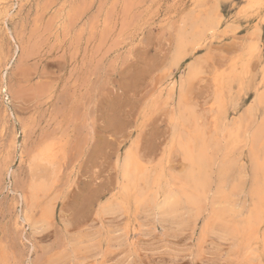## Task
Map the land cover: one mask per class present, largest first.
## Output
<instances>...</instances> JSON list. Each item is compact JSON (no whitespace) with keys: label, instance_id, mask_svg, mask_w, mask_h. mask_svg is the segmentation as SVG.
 Instances as JSON below:
<instances>
[{"label":"rangeland","instance_id":"374dc122","mask_svg":"<svg viewBox=\"0 0 264 264\" xmlns=\"http://www.w3.org/2000/svg\"><path fill=\"white\" fill-rule=\"evenodd\" d=\"M7 1H0L8 12L6 22H0V264H111L115 251L110 250L103 237L108 229H116L118 236L122 232L128 238L124 239L125 243L138 241V213L133 206L127 218L104 217L101 222L96 217L97 207L116 194L120 184L128 182L122 180L119 164L126 148H131L141 166L152 173L150 179L160 170L177 175L186 167L172 141L170 120L175 115L176 97L169 100V90L179 82L189 62L201 61L206 65L199 77L202 82L194 81L187 95L188 104L195 107L196 115L200 113L204 130L212 132L210 136L203 131L206 139H216L218 127L225 119L224 123L230 124L238 134L245 132L250 121L253 88H262L264 0L257 7H251L253 0ZM211 7L221 14L224 24L218 28L220 32L208 36L195 51L191 58L197 57L196 60L188 58L180 68L172 69L170 57L184 19L212 11ZM256 37L258 43L254 42ZM248 46L255 48L251 57L244 53ZM232 65L238 67V78L224 91L221 99L224 103L216 104L212 78L217 73H228ZM212 100L221 106L217 107L218 113ZM240 117L247 121H239ZM257 119L260 113L256 114ZM242 134L239 139L233 136L235 141H228L221 152L212 147L210 154H218L219 162L222 158H233H230L236 163L233 172L244 167L246 178L240 182L247 187L251 170L248 149L239 141ZM51 139L60 143V153L63 152L54 171L56 184L44 194L47 196L40 198L41 207L37 202L31 205L28 163L34 152ZM128 199L132 200L133 196ZM45 202H51L52 212L50 219L42 223L39 216L47 205ZM29 224H34L33 230ZM184 230L171 231L162 247L165 252L146 259L144 264H191L185 246L190 244L191 231ZM153 231L160 234L154 228ZM97 235L103 238L98 251L93 250L96 243L87 241ZM73 239L85 247L76 257L71 255ZM211 241L207 238L204 247ZM212 251L193 264H235V257L226 254V245Z\"/></svg>","mask_w":264,"mask_h":264},{"label":"bare ground","instance_id":"6f19581e","mask_svg":"<svg viewBox=\"0 0 264 264\" xmlns=\"http://www.w3.org/2000/svg\"><path fill=\"white\" fill-rule=\"evenodd\" d=\"M207 2L209 3V1H207ZM260 2H261L260 0H253L251 2V7H253V6L257 7L258 5L261 4ZM7 3H8V1H7ZM203 3H206V1H203ZM4 4H5L4 2H0V7H1L0 8V22L1 21L6 22V20H7L8 12L5 10ZM201 4H202V2H201ZM262 4H263V1H262ZM202 5H204V4H202ZM9 6H10V4H9ZM206 6H208V4ZM213 6L215 7L216 5H213ZM12 8L13 7H11V9ZM213 8L211 7L210 10H212ZM260 8L258 9V11L261 10ZM2 9H4L5 11L2 12ZM9 11H10V9H9ZM192 11H193V9H192ZM238 11H240V10H238ZM189 12H191V11H189ZM193 12H195V11H193ZM196 12H198V10ZM200 12H201V9H200ZM204 12H206V10ZM194 15H196V14H194ZM219 15H221V14H219ZM219 15L217 14V11H214V9L212 11H208L204 14L199 13L198 16H193V14H192V16L191 15L188 16V13H187L186 16H188V17H186L184 19V22H183L184 25L179 30V32L177 33V37L175 39L173 50L171 53L169 65L172 69L177 70L178 68H180V66L183 64V62H185L188 58L193 57L195 55L194 54L195 51L198 48L203 46L207 37L208 36L211 37V35H213L218 30L220 25L224 24V23L221 24L222 18H220ZM242 15L243 14H241V16ZM235 16H236V14H235ZM250 16H253V15L250 14ZM243 17H245V16L243 15ZM4 19H6V20H4ZM3 25H2V27H3ZM229 27L230 28L232 27L233 29H235V27H233V26H229ZM226 30H228V29H226ZM249 31L252 33V30H249ZM222 33H224V32H222ZM222 33H221V35H222ZM257 34H260V33L257 32ZM257 34H256V36H258ZM217 36L218 35H216V37ZM224 36H225V34H224ZM218 38L219 37H217V39ZM252 38H253V36H252ZM258 38L256 37V40L255 41L253 40V41L255 43H258L257 42ZM263 39H264V37H263ZM247 40H250V39L247 38ZM249 42L251 43V41H249ZM254 42H252V44ZM211 43H212V41H211ZM250 43H249V45H250ZM253 46H257L255 48H257L258 52L260 51V48L258 49V45L255 44ZM255 48L248 46L244 49V53L246 55H248L249 57H251L253 55V49H255ZM239 57H241V56H239ZM196 58L197 57H195L193 59L196 60ZM198 58H202V57H198ZM239 60H241V59L239 58ZM249 60H251V59H249ZM256 60H257V57H256ZM235 62H237V61H235ZM252 62H254V60ZM254 63L257 65L256 62H254ZM207 64H209V63H207ZM230 64H232V63H230ZM248 64H249V62H248ZM184 65H186V64H184ZM226 65H228V64H226ZM234 65H232L230 70H228V73H226V72L217 73L212 78L213 79L212 83H213V87H214V93H213L214 97L213 98L215 99L216 104L222 102L221 101V99L223 98L222 95H223L224 91H226V90L228 91L227 87L229 86V83L238 78V73H236L237 72L236 69L238 67L235 69L236 65L235 66ZM203 66H204L203 62H201V61H198V62L194 61V63L189 62L187 64L184 72H183V76L180 77L179 82L177 81L176 86L175 85H172V86L169 85L171 87L169 90V100L172 99L174 96L176 97V99H175L176 108H175V112H174L175 115H174V117L172 116L173 119L170 120V121H172V141L174 142L175 146L177 147V150H178V153L180 155L182 162H184L186 165V167L184 169H182V170H184L183 173L177 174L178 175L177 176L175 173L172 174V173H168L167 171L165 172L163 170H160V171H158V173H155L156 174V175H154L155 178L153 177L152 179H150L149 174H152V173H150V171H149V173H147L148 171L145 170L147 168L144 169L141 166V163L139 162L140 159L138 160L139 157L138 158L136 157V155L132 152L131 148H128V149L126 148V151L124 153V157L122 158V161L119 164H120V172H121L122 180L125 179V180H128V182L120 184V185L118 184L119 187L118 186H117L118 188L116 187L117 188L116 194H113L110 198L107 197L108 199L106 198L107 200H105L103 203L101 202L102 204H100L97 207L96 217L99 221H101V219L104 217H108V218L113 219V220H118L122 217H126V216L128 217V215L130 213V208H131L130 206H133L135 208V213H138L139 211L148 213L152 217V218L150 217L149 219H152L151 220L152 224H154V227H152V228H154V229L156 228L157 231H159V233L162 236L164 235V237H165V234H167V233L172 234L173 232L171 233V231L180 232L182 229H185L184 231L189 229V232L191 231L190 232L191 234L190 235L188 234L190 236L189 237L190 244L188 242L189 240H185L189 244V245L187 244L185 246L186 247L188 246L187 247V254H188L187 257L189 259L188 261H190L191 264H193L195 261H202V257L204 256V254L206 252L209 253V250L210 251H212V250L216 251L218 246H221V245L227 246L226 254L227 255L230 254L232 257H235V264H264V66L262 68V80H261L262 88L261 89H259L257 87L253 88L254 98H253L252 106L249 109V114H250V121L249 122L250 123L248 122L247 128L244 130L245 132H243V134L242 133L238 134V132H235L233 127L230 124H226L227 122L224 123L226 121V119H225V121H223V123L220 124V126L218 127V135L216 134L217 137L215 136L216 139H214V137L212 136L214 139L213 141H211L210 139H208V140L206 139V137H205L206 134L203 133V131H205L204 127L202 125L203 122L201 123V119L198 116V115H200V113H198V115H196L197 113L195 112L196 111L195 107H192L190 105L192 103L188 104L189 102L187 101L188 100L187 99L188 88L194 81H196L197 79L199 80V77L204 73ZM224 68L222 71H224ZM219 69H220V67H219ZM248 69L249 68L247 67V71H248ZM206 71H207V69H206ZM213 71L214 70H212V72ZM179 73H180V71H179ZM171 74H173V73L171 72ZM207 74H209V73H207ZM207 77H208V75H207ZM168 78H170V77H168ZM201 82L202 81H200V83ZM230 85H231V83H230ZM235 85H234V87H235ZM191 86H193V85H191ZM237 86H239L238 83H237ZM237 91H239V88ZM227 95H232V94H227ZM236 98L237 97H235V99ZM224 100H226V98H224ZM229 100H230V97H229ZM231 100L233 101V97L231 98ZM238 100H239V98H238ZM213 101L214 100H212V103H213ZM206 102L207 101L205 100V103ZM227 102L229 103V101H227ZM222 103H224V101ZM240 103H241V101H240ZM247 104H245V105H247ZM238 105H237V107H238ZM217 107L221 108V106L215 105V109H217V113H218ZM228 108H226V109L229 110ZM236 108L234 107V109H236ZM204 109H207V108H204ZM230 109H231V106H230ZM198 110H199V108H198ZM200 110H203V108ZM213 111H214V109H213ZM222 111H224V110H222ZM222 111H220V112H222ZM214 113L216 114L215 111H214ZM224 113L225 112H223L222 114H224ZM232 113H233V111H232ZM257 113H260V119L259 120L257 119L258 121L255 120V116ZM245 114H244V116H246ZM204 115L206 116L207 114H204ZM221 116H223V115H221ZM229 116H231V115H229ZM232 117H235V116H232ZM232 117H231V119H232ZM241 117H240L239 121H241V122L247 121V120L244 121L243 118L241 119ZM205 120H207V119H205ZM242 125L245 126V124H243V123H242ZM242 125H241V127H243ZM207 126H209V125H207ZM209 128H211V127H209ZM236 129H237V131L241 130V128H239V129L236 128ZM208 131H210V130H208ZM205 132H207V131H205ZM210 134H212V132H210ZM240 134H242L243 137L239 141L244 143V145L248 149V153H247L248 156L247 157L249 159V165H250V170H251V175H250V180H249L250 182H249V185L247 187L244 186L243 182H240L244 178H246V175H244L245 174L244 173V171H245L244 167L233 172L232 166H234L236 164L233 162L234 160L233 161L231 160L233 158H231L229 156L231 159L230 158L229 159L228 158L227 159L222 158V161L219 162L218 161V159H219L218 154H215L213 156L211 154L214 152H212L210 154L212 147L216 148L215 151L217 153L219 151L221 152L220 149H224L222 147L227 146L228 141L229 142L235 141L234 137H236V136L238 139L241 138ZM214 135H215V133H214ZM173 142H172V144H173ZM238 143H240V142H238ZM234 147H231V149ZM227 148L229 149V147H227ZM235 148H237V147H235ZM170 149H172V151H173V148H170ZM238 149L239 148H237V150ZM232 150H230V151L232 152ZM237 150H235V151H237ZM60 151H61L60 143L57 142L56 140L51 139V141H47L42 146H40L32 155V157L28 163V173H29L28 194H29V199H30L31 205H34V203H36V202L39 204L40 198L43 197L44 194H46L48 191H50V189L53 187V184H56L55 181L53 183V180H55V177H54L55 172L54 171H55L56 165L59 163V159H58L59 154H63V152L60 153ZM167 151H168V149H167ZM172 151H171V153H173ZM213 151H214V149H213ZM227 154L228 153H226V155ZM234 154H235V152H234ZM226 157H228V156H226ZM232 157H233V155H232ZM56 161H58V162H56ZM245 166H246V164H245ZM145 167H147V166H145ZM237 167H238V165H237ZM247 167H249V166H247ZM155 168L156 167H154V169ZM58 169L60 171V168H58ZM154 169H151V170L154 171ZM214 170H215V172H214L215 175L213 176L212 173ZM156 172H157V170H156ZM150 176H153V175H150ZM52 190H54V189H52ZM51 193L53 194V191ZM52 194H51V196H52ZM131 195L133 196V199L129 200L128 198H129V196L131 197ZM45 196H47V195H45ZM43 200H45V199H43ZM46 204L47 205L42 207V209L40 211L41 214H40L39 218H40L42 223H44L46 220L50 219V217H51V212H52L51 211V205H50L51 202L46 203ZM29 206H30V204H29ZM40 207H41V205H40ZM133 213H134V211H133ZM26 217L24 218L25 223L28 222V219ZM139 218H140V216H139ZM38 224L41 225V223H36V225H38ZM33 225H30V227L32 228ZM43 225H45V224H43ZM144 226H146V225H144ZM148 226L149 225H147V227ZM150 226H152V225H150ZM36 228H38V227H36ZM39 228H40V226H39ZM123 228H125V227H123ZM138 229H139V227H138ZM32 230H33V228H32ZM115 230L108 229L105 232V236H103L105 238V241L108 243V245L110 244L109 245L110 250H113V251H115L117 249V247L119 245H121L122 242H126L124 239H128V238H124V236H123L124 234H122V232L120 234L123 236V239H122V236L116 235V233L118 231L115 232ZM132 230H133V228H132ZM135 230H136V228H135ZM146 230H147V228L144 231H146ZM127 231L129 232V229ZM127 231H125V232L128 236L129 233H127ZM146 232H148V230ZM132 233H130V234H132ZM153 233H155V231ZM145 234H147V233H145ZM161 235H159V236H161ZM173 235L178 236V235H175V233ZM145 236H147V235H145ZM166 236H169V235H166ZM164 237H162V239ZM186 238L188 239V237H186ZM207 238L212 239V241H211V243H209V246H207V248H205L204 243L206 242ZM90 239L91 240H87V241L96 243L97 246L95 247L94 246L95 244H94L93 250L98 251V249L100 248V240L101 239L103 240L102 236L97 235V236H94L93 238H90ZM133 240H135V239H133ZM70 241H72V240H70ZM81 243H79V241L77 242L76 240H74L70 243L72 256L76 257L79 253L85 251V247L81 246ZM104 243L102 245H105ZM90 244L91 243H89V246H90ZM206 245H208V244H206ZM131 248H133V246ZM102 249H104V248H102ZM67 250H68V248H67ZM86 252H87V250H86ZM92 254H91V256H92ZM101 254H102V252H100V250H99V255H101ZM128 254L131 255L130 253H128ZM62 256L64 257L63 254H62ZM62 256L60 257L61 260H62ZM68 256L69 255H67V257ZM58 258H57V260H60ZM65 258H66V255H65ZM86 259H88V258H86ZM120 259L121 258H119V260ZM55 261H56V259H55ZM63 261H64V258H63ZM69 261H70V259H69ZM57 264H58V262H57Z\"/></svg>","mask_w":264,"mask_h":264},{"label":"crops","instance_id":"0c3cea01","mask_svg":"<svg viewBox=\"0 0 264 264\" xmlns=\"http://www.w3.org/2000/svg\"><path fill=\"white\" fill-rule=\"evenodd\" d=\"M139 216H140V218H139ZM150 217L151 216L148 213L141 212V211L138 212V227L140 229V230L138 229V232H139L138 233L139 234L138 235V241L134 242V243L128 242L127 244L125 242H122L121 245H119L117 247V249L115 250V252H114L115 254H113L115 256L112 257L111 264H114V263L115 264L116 263L117 264H144L146 259L154 258L155 256L158 255V253L162 254V253L165 252V251H163L162 247L164 246L163 244L166 243L167 240L169 239V236H166V235H169V234L168 233L165 234L166 238L164 237V235L163 236L162 235L159 236L160 234L159 235H155L153 233L154 231H153V228H152L154 226V224H152V221H151L152 219H149ZM148 223L150 225H152V226L150 227V225H149L147 227ZM144 225H146V226H144ZM145 227L147 228L148 232H146L147 230L144 231L146 229ZM145 233H147V234H145ZM144 234L147 235V236H145ZM162 237H164V238L162 239ZM132 246H133V248L135 250L133 248H131ZM167 249H168V247H167ZM128 253H130L131 255H129ZM167 254H169V251L167 252ZM119 258H121V259L119 260Z\"/></svg>","mask_w":264,"mask_h":264}]
</instances>
